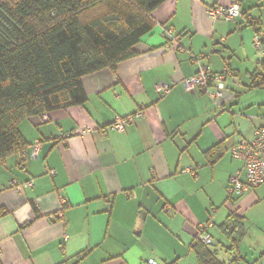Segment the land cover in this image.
<instances>
[{"label":"crops","instance_id":"1","mask_svg":"<svg viewBox=\"0 0 264 264\" xmlns=\"http://www.w3.org/2000/svg\"><path fill=\"white\" fill-rule=\"evenodd\" d=\"M232 1L166 0L135 56L81 79L84 104L19 124L28 146L0 163V264H198L202 225L219 261L264 264V182L233 200L226 189L230 175L244 180L231 147L264 126V86L248 88L263 71L249 21L264 32V0H238L231 22L207 17V5ZM201 54L210 73L228 64L237 77L215 101L182 87ZM159 82L173 83L164 97ZM141 107L134 124L108 128ZM231 213L241 235L232 253L221 229Z\"/></svg>","mask_w":264,"mask_h":264},{"label":"trees","instance_id":"2","mask_svg":"<svg viewBox=\"0 0 264 264\" xmlns=\"http://www.w3.org/2000/svg\"><path fill=\"white\" fill-rule=\"evenodd\" d=\"M165 1L0 0V163L27 148L18 129L23 120L84 104V76L135 56L155 26L152 12ZM249 24L264 37L253 20ZM261 68L249 89L264 86V58ZM239 224L231 213L221 227L230 253ZM200 243L198 264H226L211 244Z\"/></svg>","mask_w":264,"mask_h":264},{"label":"built area","instance_id":"3","mask_svg":"<svg viewBox=\"0 0 264 264\" xmlns=\"http://www.w3.org/2000/svg\"><path fill=\"white\" fill-rule=\"evenodd\" d=\"M206 14L209 19L215 22L234 21L241 16L240 4L238 0L232 1L229 5H220L217 3L206 6ZM163 36L167 43L175 40L171 30L163 29ZM253 45L264 58V37L256 34L253 39ZM205 55L192 56L191 60L197 65L195 74L189 78L182 80V87L186 92H195L199 90L207 93V95L215 101L220 98L221 88L225 83L226 78H230L233 82L237 81V77L233 74L228 64L224 65L220 73H210L208 67L201 63V59ZM173 87L171 82H159L155 85V92L159 97L167 95ZM213 87V90H212ZM143 107L137 112L129 115H116L113 122L108 126L111 131H123L127 126L135 123V120L140 118L143 114ZM39 143L30 147V156L32 158L38 157ZM26 153L21 154V158H26ZM230 155L233 159L240 160L243 164L244 180L240 179V172L230 175L227 181V196L229 200L239 197L249 190L261 185L264 182V126L254 129L252 138L250 140H242L234 144L230 149ZM183 173H190L194 175V167H188L182 170ZM31 181L26 182L25 186H30ZM169 207H167V210ZM61 216L59 213L54 215ZM208 225H202L199 228V240L207 245L211 244V237L205 234V229ZM141 264H157L153 259H147Z\"/></svg>","mask_w":264,"mask_h":264}]
</instances>
